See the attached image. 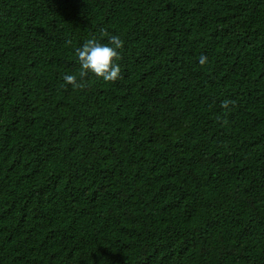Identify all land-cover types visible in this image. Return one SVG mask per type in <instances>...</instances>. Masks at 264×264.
<instances>
[{
  "label": "trees",
  "instance_id": "16d2710c",
  "mask_svg": "<svg viewBox=\"0 0 264 264\" xmlns=\"http://www.w3.org/2000/svg\"><path fill=\"white\" fill-rule=\"evenodd\" d=\"M0 264H264V0H0Z\"/></svg>",
  "mask_w": 264,
  "mask_h": 264
},
{
  "label": "clouds",
  "instance_id": "9594fccd",
  "mask_svg": "<svg viewBox=\"0 0 264 264\" xmlns=\"http://www.w3.org/2000/svg\"><path fill=\"white\" fill-rule=\"evenodd\" d=\"M123 41L118 35H111L107 42L89 39L76 49V57L82 69L81 75L93 74L104 82H115L121 77V68L117 63ZM65 81L76 83V77L65 75Z\"/></svg>",
  "mask_w": 264,
  "mask_h": 264
}]
</instances>
